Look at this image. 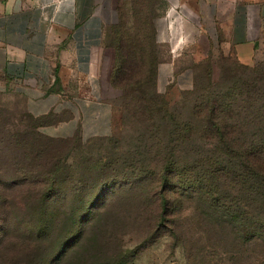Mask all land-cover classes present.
Listing matches in <instances>:
<instances>
[{
    "label": "rangeland",
    "instance_id": "374dc122",
    "mask_svg": "<svg viewBox=\"0 0 264 264\" xmlns=\"http://www.w3.org/2000/svg\"><path fill=\"white\" fill-rule=\"evenodd\" d=\"M104 13L93 74L106 135L41 129L22 98L0 92V264H264L256 173L243 184L240 164L201 165L226 152L207 136L204 104L231 95L234 121L247 116L244 84L264 69V33L237 58L180 0H106ZM139 47L144 102L112 84ZM151 100L160 113L144 109Z\"/></svg>",
    "mask_w": 264,
    "mask_h": 264
},
{
    "label": "crops",
    "instance_id": "0c3cea01",
    "mask_svg": "<svg viewBox=\"0 0 264 264\" xmlns=\"http://www.w3.org/2000/svg\"><path fill=\"white\" fill-rule=\"evenodd\" d=\"M180 1L200 19L201 32L224 36L237 58L252 56L264 33V0ZM105 2L0 0V92L22 98L33 117L48 116L41 129L107 134L109 112L93 74L103 50Z\"/></svg>",
    "mask_w": 264,
    "mask_h": 264
},
{
    "label": "trees",
    "instance_id": "16d2710c",
    "mask_svg": "<svg viewBox=\"0 0 264 264\" xmlns=\"http://www.w3.org/2000/svg\"><path fill=\"white\" fill-rule=\"evenodd\" d=\"M130 44H127L126 47H130ZM146 44L141 43L140 46ZM124 47V46H123ZM124 47V48H126ZM122 48V47H120ZM142 48L139 47L138 52L141 53ZM138 53H132L127 56H136ZM139 59L134 63L133 68L127 66L123 70H119L115 73L113 77L112 84L115 87H121L127 89L130 95H138L139 98H142V102L145 100V90L140 84L141 77V68L145 64V57H147L143 52L139 54ZM140 64L142 65L140 67ZM138 65L140 68L136 67ZM242 69L247 70L245 67ZM245 92L247 93L246 101L244 103L243 109L246 111L247 116L242 117V120L234 121V116L230 115L232 112V101L228 97L231 95H223V98L219 101H207L204 104V111L201 112L203 115V124L209 129L208 138L211 141L216 142L218 145H222L226 152H223L221 160L218 156L213 155L210 158L206 157L205 160L201 161V165L211 164L215 162V159L218 160L219 164L222 165L221 170L218 172H223L224 170H233L237 165L240 164L241 171L242 168L245 169V175L242 171V180L241 183L245 184V178L249 173H256L255 178L258 179V183L261 185V193L264 196V69L259 71V74L255 77H252L249 81L244 84ZM153 100L155 98H152ZM231 105V106H228ZM144 109L153 110L155 113H160L161 109H157L156 105L152 102H149L148 105H144ZM252 113H256L252 117ZM29 114V113H27ZM30 118L43 121L40 125V128L47 125L49 121L48 116L43 117H33L28 115ZM230 121V123H229ZM247 128V130L245 129ZM80 137V133L77 131L72 137ZM71 137V138H72ZM218 155V149L215 151ZM173 153H170L172 155ZM221 193L228 195L230 194V189L223 188ZM217 201V200H216ZM262 213L264 220V203H262ZM233 222L237 221L238 218L233 216L231 218ZM264 226V221L262 222ZM241 227V232L245 233L243 236L244 241H252L256 238V234L251 232L249 223H241L238 225Z\"/></svg>",
    "mask_w": 264,
    "mask_h": 264
}]
</instances>
